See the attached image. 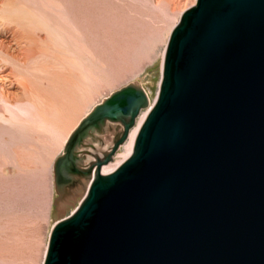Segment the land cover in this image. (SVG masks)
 Returning a JSON list of instances; mask_svg holds the SVG:
<instances>
[{
  "label": "water",
  "instance_id": "95a60500",
  "mask_svg": "<svg viewBox=\"0 0 264 264\" xmlns=\"http://www.w3.org/2000/svg\"><path fill=\"white\" fill-rule=\"evenodd\" d=\"M148 104L127 85L75 130L57 184L89 130L122 124L42 264H264V0H196L181 15L131 154L100 174Z\"/></svg>",
  "mask_w": 264,
  "mask_h": 264
},
{
  "label": "rangeland",
  "instance_id": "374dc122",
  "mask_svg": "<svg viewBox=\"0 0 264 264\" xmlns=\"http://www.w3.org/2000/svg\"><path fill=\"white\" fill-rule=\"evenodd\" d=\"M193 5L195 0H0V69L9 75L11 92L25 81L57 95V108L44 106V127L25 96L0 98V264H42L52 226L80 203L91 165L108 153L122 124L106 121L89 130L76 148L78 172L57 184L54 165L67 139L96 105L127 85L154 102L170 32ZM17 46L25 60L10 56ZM14 115L25 129L5 123ZM127 139L110 163L126 158Z\"/></svg>",
  "mask_w": 264,
  "mask_h": 264
},
{
  "label": "bare ground",
  "instance_id": "6f19581e",
  "mask_svg": "<svg viewBox=\"0 0 264 264\" xmlns=\"http://www.w3.org/2000/svg\"><path fill=\"white\" fill-rule=\"evenodd\" d=\"M195 2H196V0H195ZM185 11H183L181 13V15ZM16 41H18V40H16ZM4 43H2V44H4ZM13 43H14V41H13ZM15 45H19V44L16 42ZM9 47L10 46H7L6 48L7 49H10ZM17 47H18L19 50L15 47L18 51H16V50H13L12 51L11 50L12 52H10V56L13 59H16V60L17 59H19V60H25L27 58L26 53H21L19 46H17ZM11 48H12V46H11ZM163 56H164V54H163ZM1 69H0V98L2 100H4V101H10V99H12V98H17L16 95H20V96H23V97L25 96L26 103L29 105L30 109L32 110L33 117L37 120V123L39 124V126H43L44 127V125H48L49 122H48V119L46 117V110H45L44 106H49L50 105L51 107L57 108L56 107V102H57L56 101L57 100L56 97H57V95L54 97L52 94L51 95H47V94H44L42 91H37L35 89H32L31 87H29L28 83H26L25 81L19 82V89H17V87H14L15 90H12V91L13 92L15 91V92L12 93L11 92V89H10V86L11 85L7 83L8 78H9V75H8V73H6L5 71H2ZM152 104L151 105L148 104V106L146 107L147 109H145V111H143V113L140 114L141 111L139 112L140 115L138 114L139 115V116L137 115L138 118L136 117L137 120L135 119V121H136V124L134 123L135 126L134 127L132 126L133 128L131 127L132 129L129 130V133L127 135V138H128L127 139V143L125 145V150H126V155L125 156H126V158H128L129 155L132 152V149H133V146H134V143H135V139H136L137 133H138V131H139L142 123L144 122V120H145V118H146V116L148 114V111L152 107ZM15 117H16L15 115L14 116H10L9 119H6L5 120V123L8 126L13 127V128L25 129L23 126H25L26 124L23 123L22 121L18 120V119H15ZM1 119H3V121H4V118L3 117H1ZM16 120H18V121H16ZM81 121L79 122V124L81 123ZM79 124L77 125V127L79 126ZM77 127L73 130V132L71 133V135L67 139V141L65 143V146H64V151H65L66 145L70 141L71 137L74 135V132L77 129ZM30 129H31V131H34L35 127H30ZM40 130H41V128H40ZM54 130L57 131L56 129H54ZM75 157H76L75 156V152H74V150H72L71 151V159H72V162H73V160H74ZM124 160L121 159L122 162ZM121 163H119V162H114V163L107 162V163L101 164V166L99 167V173L100 174H109L112 171H114ZM94 174H95V171L93 170V174H92L93 177L95 176Z\"/></svg>",
  "mask_w": 264,
  "mask_h": 264
}]
</instances>
